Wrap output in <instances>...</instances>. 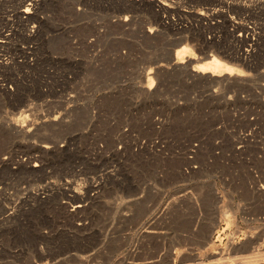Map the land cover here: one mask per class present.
<instances>
[{
  "label": "rangeland",
  "instance_id": "obj_1",
  "mask_svg": "<svg viewBox=\"0 0 264 264\" xmlns=\"http://www.w3.org/2000/svg\"><path fill=\"white\" fill-rule=\"evenodd\" d=\"M0 264H264V0H0Z\"/></svg>",
  "mask_w": 264,
  "mask_h": 264
},
{
  "label": "bare ground",
  "instance_id": "obj_2",
  "mask_svg": "<svg viewBox=\"0 0 264 264\" xmlns=\"http://www.w3.org/2000/svg\"><path fill=\"white\" fill-rule=\"evenodd\" d=\"M221 5V4H220ZM27 12V11H26ZM29 12V11H28ZM24 13V12H23ZM29 15V14H28ZM242 41V40H241ZM212 64V63H211ZM216 66V65H215ZM207 67V66H206ZM231 73V71H230ZM203 74V73H202ZM228 74V73H227ZM211 77V76H210ZM218 77V76H217ZM208 79V78H207ZM210 80V79H209ZM214 84V83H213ZM34 196V195H33ZM23 205V204H22ZM81 208V207H80ZM3 211V210H2ZM11 220V219H10Z\"/></svg>",
  "mask_w": 264,
  "mask_h": 264
}]
</instances>
